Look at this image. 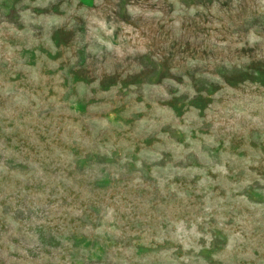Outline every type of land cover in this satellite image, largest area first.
<instances>
[{
  "label": "rangeland",
  "instance_id": "1",
  "mask_svg": "<svg viewBox=\"0 0 264 264\" xmlns=\"http://www.w3.org/2000/svg\"><path fill=\"white\" fill-rule=\"evenodd\" d=\"M0 264H264V0H0Z\"/></svg>",
  "mask_w": 264,
  "mask_h": 264
}]
</instances>
